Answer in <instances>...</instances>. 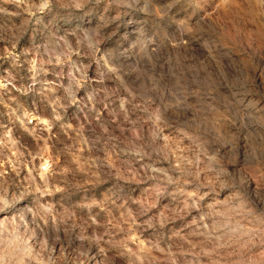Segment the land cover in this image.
Returning a JSON list of instances; mask_svg holds the SVG:
<instances>
[{"label": "clouds", "instance_id": "obj_1", "mask_svg": "<svg viewBox=\"0 0 264 264\" xmlns=\"http://www.w3.org/2000/svg\"><path fill=\"white\" fill-rule=\"evenodd\" d=\"M0 264H264V0H0Z\"/></svg>", "mask_w": 264, "mask_h": 264}]
</instances>
